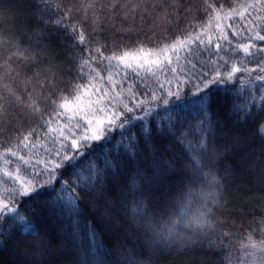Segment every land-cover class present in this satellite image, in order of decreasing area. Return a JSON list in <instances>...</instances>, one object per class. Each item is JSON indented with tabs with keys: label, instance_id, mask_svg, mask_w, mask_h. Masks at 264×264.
Instances as JSON below:
<instances>
[{
	"label": "snow or ice",
	"instance_id": "obj_1",
	"mask_svg": "<svg viewBox=\"0 0 264 264\" xmlns=\"http://www.w3.org/2000/svg\"><path fill=\"white\" fill-rule=\"evenodd\" d=\"M0 61L15 264H62L65 215L123 234L103 264H214L220 216L264 225V0H0ZM197 185V212L161 226Z\"/></svg>",
	"mask_w": 264,
	"mask_h": 264
},
{
	"label": "trees",
	"instance_id": "obj_2",
	"mask_svg": "<svg viewBox=\"0 0 264 264\" xmlns=\"http://www.w3.org/2000/svg\"><path fill=\"white\" fill-rule=\"evenodd\" d=\"M68 2L80 3L82 0H68ZM229 55L232 54L229 53ZM238 55L243 57L244 54L241 51ZM2 63L0 61V65ZM183 63V60H181L182 65ZM5 136V133L0 132V143L4 142ZM0 166H2V161H0ZM201 188L206 191V185H197V187L193 188L191 190L192 195L190 197L185 196L183 205L177 204L173 210V215L164 216L161 221V226H171L174 220L182 217L187 219L188 216L194 215L200 205L201 198L199 189ZM256 196H259V191L256 192ZM257 212L258 206L255 210L249 208L246 214H233L219 217L221 230L229 235L223 245L212 249L210 255H212L214 264L244 263L243 253L249 243V234H252L254 240H259L261 239L259 232L261 229H264V225H260L261 218L256 214ZM121 215H123V211ZM61 221L63 223V231H60L58 235L60 237L67 235L69 240V245L64 249L61 257L62 264H76L77 261H80L81 264H89V261L103 264V262L112 259L115 246L124 240L123 234L117 235L116 232L109 229H106L104 232L97 230L93 234L92 220L90 217H82L77 224L73 222L71 216L65 215L61 217ZM250 224L252 225L251 227H249ZM257 225H260V227L257 228ZM128 235L132 243H137L136 237L132 236L131 232ZM141 239H143L142 235ZM125 243L128 249L131 250L132 243H128L127 241ZM137 249L139 250L138 243ZM16 259V256L10 250H0V264H15Z\"/></svg>",
	"mask_w": 264,
	"mask_h": 264
},
{
	"label": "rangeland",
	"instance_id": "obj_3",
	"mask_svg": "<svg viewBox=\"0 0 264 264\" xmlns=\"http://www.w3.org/2000/svg\"><path fill=\"white\" fill-rule=\"evenodd\" d=\"M248 251H250V249H248V247L246 246V248L244 249V253H243V259H244L243 262H245L246 260H251V257L246 254Z\"/></svg>",
	"mask_w": 264,
	"mask_h": 264
}]
</instances>
